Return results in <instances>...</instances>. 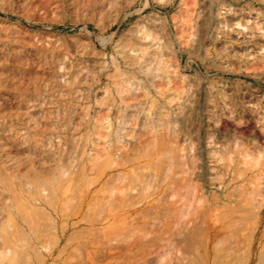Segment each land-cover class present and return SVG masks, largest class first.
<instances>
[{"label": "rangeland", "instance_id": "374dc122", "mask_svg": "<svg viewBox=\"0 0 264 264\" xmlns=\"http://www.w3.org/2000/svg\"><path fill=\"white\" fill-rule=\"evenodd\" d=\"M0 264H264V0H0Z\"/></svg>", "mask_w": 264, "mask_h": 264}]
</instances>
